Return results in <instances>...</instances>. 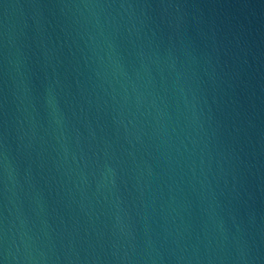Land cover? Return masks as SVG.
I'll use <instances>...</instances> for the list:
<instances>
[{
	"label": "water",
	"instance_id": "water-1",
	"mask_svg": "<svg viewBox=\"0 0 264 264\" xmlns=\"http://www.w3.org/2000/svg\"><path fill=\"white\" fill-rule=\"evenodd\" d=\"M0 264H264V0H0Z\"/></svg>",
	"mask_w": 264,
	"mask_h": 264
}]
</instances>
